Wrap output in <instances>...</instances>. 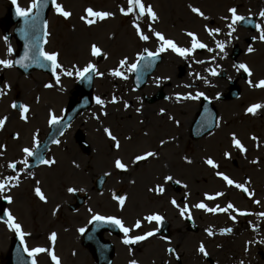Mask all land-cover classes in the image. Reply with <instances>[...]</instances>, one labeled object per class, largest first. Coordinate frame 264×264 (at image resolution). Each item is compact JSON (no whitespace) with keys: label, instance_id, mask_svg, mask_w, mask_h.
I'll return each instance as SVG.
<instances>
[{"label":"rangeland","instance_id":"obj_1","mask_svg":"<svg viewBox=\"0 0 264 264\" xmlns=\"http://www.w3.org/2000/svg\"><path fill=\"white\" fill-rule=\"evenodd\" d=\"M30 1L19 0V3L22 7L27 8ZM11 2L12 0H0V59L12 60L13 51L9 53L8 48L11 47L13 50L16 48L15 40L8 38L5 41L3 34L7 24V7ZM57 2L62 4L64 9L71 12L72 15L66 19L60 14L58 16L53 15L52 11L49 17V43L46 50L47 52H59V62L66 69H72L73 65L82 69L88 63H93L100 72L104 73L102 77L96 75L94 92L96 98L100 97L105 103L103 105L97 104L91 111L99 118L100 123H96L99 130L98 133L93 132L91 134L93 150L89 154L81 152L74 140V134L72 135L70 132L68 143L61 141L60 146L51 150V154L58 159L57 163L51 167L44 165L32 172L22 170L23 165L19 162L25 158L29 159L22 149L25 147L34 148V136L39 139L45 133L51 113L56 116L60 115L67 99V94L62 88L70 87L78 77L75 74L71 77L64 76L58 70L57 74L61 75V80L59 84H56L55 79L52 80L38 71L27 76L14 67L5 68L2 66L0 69V88H5L6 95L0 96V118L7 116L8 120L4 129L0 130V153H2L0 155V171L5 165L8 166L12 162H17L20 166L17 170L20 174V184L9 193L13 196L14 202L8 205V210H11L13 215L18 218L24 230L31 233L33 229L40 228L38 224L34 226L32 211H36V209L46 210L48 214L51 208V205L39 204L31 196L34 186L46 188L51 199L54 200L62 198L63 192L68 197L66 184L77 186L83 183V185H88L90 179L97 173L109 172L113 181L124 187L119 180L126 179L131 174L125 175L115 172V160L120 159L122 162L132 163L137 155L143 154L147 150L158 149L155 151L157 156L139 164L132 173L140 178L139 182H146L142 180V175H147L146 179L150 178L149 182H154L157 176L153 172L157 168L159 170L162 164L163 168L157 180L162 179L165 175H171L181 182V192L178 195L172 192V196L179 199L181 196L190 195L189 198H185L184 202L179 204L180 208L185 205L189 208L192 202L194 204L204 202L211 207L224 202H231L241 211L248 213L249 210L254 211L252 215L241 216L238 212L230 210L227 215L220 213L216 217L196 211L195 217L199 226L197 233L181 230L185 227L183 222L179 218L173 219L174 241L182 253L184 262L186 264H206L203 257L196 252L197 243L205 241L212 256L220 261V264H235V260L231 257L237 256L239 258L244 253L245 243L251 241L258 247L253 248L249 256L257 257L258 264H264V260L259 255L260 251H264V243H261V239L257 241L258 235L255 234L254 229L244 230L249 222L254 224V221H257L256 227H261L259 230L264 237V216L258 218L256 214L264 213V167H261L264 165V108L258 109L255 115L247 112V109L253 104H264V88L250 86L248 83L249 79L253 81V85L264 79V42L258 38L255 40L251 38L258 37V30L250 33L244 28L240 29L237 25L236 32L229 37L227 35L229 31L227 23L230 21L223 19V17H230L229 8L236 7L240 15H255L258 23L264 24V18L258 15L261 10H264V0H144L146 5L151 4L153 6L159 16V20L154 23L150 22L147 17L141 18L139 21L141 29L150 36L148 41L141 40L138 34H135L134 17L124 16L120 13L121 6L127 7V0H57ZM89 7L94 11L114 12L115 16L88 25L84 20H81V17L86 15L85 10ZM191 7L200 8L209 19H203L193 13ZM148 23H152V27L156 31L163 33L166 38L172 39L180 47H191L192 37H189L187 33L192 32L201 42L207 44L214 51L197 49L186 58L171 50L162 52L164 60L154 74V79H150L148 86L135 94V96L140 97L138 100L140 106L136 105L135 109L127 111L128 115L126 116L124 112L125 99L127 96L133 97L130 83L132 73L128 71V65L136 62L137 54L141 53L144 48L149 49V51H157L161 43L148 31L146 26ZM211 28H220L221 32L214 36L209 35L207 29ZM10 32H12V27ZM217 41L225 43L224 52L216 47ZM236 43L243 50L240 62L249 66L252 76L249 77L247 73L243 72L247 74V77L241 81L243 93L241 98L234 101V104H225V107L221 108L223 118L227 120L226 124L223 121L224 125L230 122H228L230 117L235 120L233 125L230 124L232 126L229 125L221 132L218 131L219 136L215 133L216 139L214 135L204 140L193 141L189 137V131L183 132L179 124L176 126L174 122L169 120L167 114L159 112L161 108L166 109L167 112H171V109L174 110L171 104L163 100L153 104L154 113H152L151 122H149L148 117L142 119L143 122H137L135 117H140L142 114L144 115V112L146 113V107L141 108V104L144 103L141 96L157 91L158 89L154 85L157 81L163 82L162 84L165 85L169 83V80L174 82L180 76L181 87L192 85L201 87L204 85V81H213L217 85L215 84V88L211 90L212 94L220 92L223 85H227V80L213 77L208 74L207 70L215 69L220 73V69L224 68L227 70L229 78L238 75L236 63L230 58L232 47ZM93 44L102 49V57L91 55ZM250 46L254 48L251 53L247 51ZM125 57L128 64L121 68L119 62ZM197 61H204V63H197ZM175 62L183 64L180 73ZM189 62L190 66H185ZM116 69L124 72L128 79L125 80L112 75L111 73ZM156 75L158 76L157 79ZM48 83H52L54 86L44 89L43 87ZM7 85L11 87L7 88ZM129 88L130 93L128 94ZM184 93L187 94L188 91L186 90ZM113 96L117 98V103L111 102ZM16 99L21 100L23 105L29 107L27 121L22 119V115L11 107ZM134 102L139 104L137 100ZM178 106L179 122L185 123L194 113L192 108L198 105L194 101L188 100V102ZM184 112H189V114L186 115ZM121 114L123 116L119 117ZM238 115L239 117H237ZM82 122L81 126L75 125L74 130L79 128L86 131L90 122L86 114L82 117ZM135 127H140L139 135L132 132ZM106 128H111L118 135L119 150H112L110 148L111 142L104 146ZM146 129L150 132L149 134L142 133ZM234 129L237 130V136L242 139V143L247 147V152H241L236 147L231 146L233 135L229 131ZM14 132L19 134V138H11V134ZM255 135L260 138L257 144L253 139ZM161 141L164 143L161 144ZM71 144L74 145L75 149L71 153H67L66 146L69 147ZM225 153H231V158H227ZM185 158L191 163H188ZM208 158H212L218 164L222 163L218 170L224 172L232 180L245 184L249 191L254 192L255 189L256 193L254 192L253 197L244 198L235 187L227 185L222 178L218 180L214 173L216 169L207 168L204 164ZM257 158L259 161L253 163ZM74 162L81 165V171L79 166L77 168L73 165ZM234 162L237 163V167L234 166ZM75 170L79 171L74 173ZM246 177L250 178L252 184L246 180ZM249 183L251 184L250 187ZM221 191H224L225 195L215 200H207L205 197L206 193L215 194ZM130 193L132 200L134 191H130ZM142 195H145L144 191ZM167 198L168 196L158 200L155 195L149 201L143 197L142 201L146 203L147 207L143 208L142 205L141 208L137 209L139 211L156 209L160 206L158 201L166 207L168 206ZM256 200H259L260 203H255ZM230 215H235L236 220H229L228 216ZM211 226L213 237L209 235L208 231L205 232V228ZM5 227L6 225L0 222V242L4 241L3 236L6 234L3 231H6L7 228ZM226 228H231L232 232L224 234L223 230ZM177 230L179 231L176 233ZM7 234L10 235L11 233ZM25 239L31 244V236ZM228 250L231 254L228 257H223ZM193 254L194 261L192 259ZM260 260L261 262H259Z\"/></svg>","mask_w":264,"mask_h":264},{"label":"snow or ice","instance_id":"obj_2","mask_svg":"<svg viewBox=\"0 0 264 264\" xmlns=\"http://www.w3.org/2000/svg\"><path fill=\"white\" fill-rule=\"evenodd\" d=\"M52 3L54 4L55 11L58 14H60L61 16H63L66 19L71 17L72 13L69 11H66L64 9L63 5L58 3L57 0H52ZM12 4L16 6L17 16L22 17L27 21V19L33 13V10L34 9L38 10V9L44 7L47 4V0H43V2H42V0H31V3L27 8L22 7L19 3V0H12ZM119 11L124 16L134 17L133 25L136 28L137 34L141 40L148 41L150 39V36L145 34L144 31L141 29V25H140L139 21L141 20V18H144V17H147V19L152 23L159 20V16H158L157 12L153 9V6L151 4L146 5L144 0H127V7L121 6ZM191 11L193 13L197 14L198 16L202 17L203 19H206V20L209 19V17L206 16L205 13L200 8L191 7ZM228 11L230 13V17H223V19L230 21L229 23H227V28L229 29L227 35L229 37H231L232 34L234 32H236V30H237L236 25L240 24L241 22L246 21L247 18L244 15H240L238 13V10L236 7L229 8ZM85 12H86V15L82 16L81 20H84L88 25H93L97 21H103V20H106L107 18L115 16L114 12H111V11H94L90 7L87 8L85 10ZM258 15H259V17L264 18V10H261ZM248 22H250V21H248ZM152 23H148L146 26L148 28V31L151 32L152 35L155 36L161 42L160 46H159L157 51H149V49L145 48L143 50V52L138 53L137 58H136V62L128 65V71H130V72H137L139 70L140 62L144 61L146 59V57L155 58V57H158L160 55V53L166 52L169 50H171L172 52H175L178 55H180L181 57H185V58L188 57L189 54L195 52L197 49H207L209 52L214 51V49L209 48L207 44L201 42L196 37V34L192 33V32L187 33V35L189 37H192L191 47H180L172 39H168L164 36L163 33L156 31L152 27ZM255 27L258 30L259 34H258V37H253V39L255 40L258 38L260 41L264 42V24L257 23L255 25ZM45 28H47V22H45ZM207 31L209 32V35L214 36V35L219 34L221 32V29L220 28H211V29H207ZM47 34L48 33L45 32V35H47ZM4 40L7 41L8 36H5ZM216 47L221 52H224L225 43L221 42V41H217ZM12 51H13V49L11 47H9L8 52L11 53ZM247 51L249 53H251L254 51V48L250 46V47H248ZM59 55H60L59 52H55V51L47 52V51H43L42 49L39 50V56L43 57V59L45 61L50 62L51 71H52V74L55 76V83L56 84H59L60 80H61V75L57 74L58 70H59V73H61L64 76L71 77L75 74L80 79H88V80H91V78H92L90 73H96L101 77L104 75V73L100 72L99 69L96 67V65L93 63H88L82 69L76 67L75 65H73L72 69H66L64 67V65L59 62ZM91 55L97 56V57L102 56L103 55L102 49L100 47H98L97 45L93 44L91 46ZM225 55H226V53H225ZM213 59H215V57H213ZM28 60H34V62L39 63L38 57H30L28 55V53L26 52L24 57L21 58L20 60L13 61V60H9V59H0V65L4 66L5 68H12L16 64H19L22 67H28V64L25 63V61H28ZM119 63H120V67L123 68L126 64H128V60L125 57V59L121 60ZM197 63H204V61H197ZM43 66L44 65L41 64V67H43ZM150 66L151 65L149 62V64H147L146 67H150ZM235 67H236L237 71L243 70V72L247 73L249 77L252 76V71L247 64L240 63L238 65H235ZM210 71H211L212 76L219 75V73L215 69H211ZM111 74L114 76L120 77L122 79H125V80L128 79V77L124 74V72L120 71L119 69L114 70ZM198 78H201V77H198ZM248 83L250 86H254L257 88H264V79L260 80L258 83L254 84V85H253V81L251 79H249ZM53 86L54 85L52 83L45 84L46 88H52ZM6 87L10 88L11 86L7 85ZM4 95H6L5 88H0V96H4ZM201 97H205V93L197 92L195 95H193L192 93H188V94L183 95V96L177 95L176 99H177V101H179V100H199ZM205 98L207 99V97H205ZM111 102L117 103L118 102L117 98L115 96H113ZM96 103L103 105L105 102L100 97H97ZM128 106L129 105L127 103H125V107H128ZM11 107L14 109H17V108L21 109L22 110V119L27 121V115H24V114L28 113V111H29L28 106L17 105V103L13 102ZM262 108H264V104H253L252 106H250L247 109V112L255 115L256 111L258 109H262ZM137 111H140V109H137ZM163 111L164 110L161 109V112H163ZM104 114L107 115V113H104ZM60 119L61 118L57 117L54 113H51L49 123L51 125L58 124V123H60ZM7 120H8L7 116L0 118V130L4 129ZM176 123L179 124V121H176ZM105 132L107 133L109 138L115 142V147L117 149H119L120 148V142L117 139V137L115 135H113L111 130H109L107 128L105 129ZM16 138H19L18 133L16 134ZM232 138H233V143L237 149H239L241 152H247V148L244 146V144L238 138H236L235 133H233ZM253 139H256V138L253 137ZM54 142L56 144L60 143L59 140H56ZM34 143L37 147L39 146V143H40L39 140L35 136H34ZM163 143H164V141H161V144H163ZM22 151L26 157H33L36 155L34 148L25 147L22 149ZM0 155H2V153H0ZM156 155H157V153L149 151V152L145 153L144 155L136 156L135 162L143 161V160L148 159L149 157H155ZM225 156L230 159L231 153H225ZM185 159L187 160V158H185ZM187 162L191 163L190 160H187ZM257 162L258 161H253V163H257ZM19 163L23 165L22 170H27L30 167L29 160L27 158L23 159ZM40 163L50 166V165L55 163V160L54 159H43V158H41ZM205 163L207 165L211 166L213 169H218L220 167V165L218 163H216L212 158H208L205 161ZM114 165H115V168L120 169V170H126L127 169V165L125 163H123L120 159H116L114 162ZM8 167L11 168L14 172H16V174L15 175H8V176H5L2 179H0V194L10 193L13 188L18 187L20 184V174H19V171H17V163L16 162L9 163ZM215 174L218 177H221L224 181H226L227 185L233 186L237 189L242 190L243 192L247 193L249 197H252L254 195L253 192L249 191V188L245 184L232 180L224 172L217 171ZM29 175H31V173H29ZM165 180L170 181V182H174L176 184L180 183L179 180H174L173 176H171V175L166 176ZM185 187H187V186L185 185ZM68 191L74 192V191H76V189L69 188ZM154 191L158 194H163L165 192V188L161 185H157L155 187ZM35 193L40 198V200L47 202V197L45 196V194L41 191V189L39 187L35 188ZM223 195H225V193H223V192H217L215 194H207L206 193L205 197L207 200H215L218 197H221ZM114 198L116 200H118L119 206L121 208H123L125 205L126 197L125 196H116ZM3 199H5L9 204H12L14 202L13 196L11 194L3 195ZM254 202L257 204L260 203L259 200H256ZM171 203L173 205L179 207V205L177 204V201L175 199H172ZM194 207L197 209H202V210L210 212V213H218V212L228 213L229 210H232L234 212H238L239 215H241V216L251 215V213L237 209L235 207V205H233L231 202H229L225 207H220V205H216L215 207H209L204 202L197 203L194 205ZM88 211L91 212L92 209H89ZM185 213H188L189 218H190V210L187 207V205L180 208V214L183 216V215H185ZM259 215L264 216V213H260ZM5 216H6V218H3L2 222L6 225V227L9 230L13 231L15 234H17L19 236L22 244L24 245V248H23L24 252H26L27 255L29 257H31V264H38L37 257L40 254L49 255L53 264H62L60 257L56 254V252L54 250L55 242L57 240V233L53 232V233H51V235L49 237V239L51 241V247L29 248L27 243L25 242V238L31 236V233L24 230L23 225L18 221V218L15 215H13L11 210H8L5 213ZM230 218L233 221L236 220L235 215H232ZM144 220H146L147 222L155 221L158 223H162L164 221V217L159 215V214H152V215H149L147 217H144ZM92 221H99V222L109 223V224H113V225L118 226L120 228V230L125 234V239L123 240V243L125 245L138 244L139 242L147 240L149 237L155 236L156 232L159 231V229L157 228L155 231H149L143 235L130 236L129 233L131 231H133V229H140L141 228L142 222L140 220H137L135 222V224L133 225V228H129V227H125L123 220L120 218H117L115 216H103V215H100L97 213V214H94L92 216ZM79 231L81 233H84L86 230L84 228H81V229H79ZM208 232H209V235L213 234L211 230H208ZM231 232H232L231 228H226L223 230L224 234L231 233ZM249 243H251V241ZM261 243H264V241H261ZM168 251L174 252V249L170 248V249H168ZM199 251L201 253H203L204 255H208L203 244L200 245ZM73 254H75V253H73ZM129 264H138V261L136 259H132L129 261ZM240 264H244V262L241 261Z\"/></svg>","mask_w":264,"mask_h":264},{"label":"flooded vegetation","instance_id":"obj_3","mask_svg":"<svg viewBox=\"0 0 264 264\" xmlns=\"http://www.w3.org/2000/svg\"><path fill=\"white\" fill-rule=\"evenodd\" d=\"M95 195L99 196L100 193ZM119 196V195H118ZM114 198V203L109 202L107 199H93L88 204V209L92 210H103L104 216H115L122 219L121 217V207L119 202ZM167 213L176 215L174 212V207L172 209L166 208ZM126 219V216H124ZM83 222V210H80L75 215H65L64 220L61 225L66 228L73 229L74 225L81 224ZM72 236L70 240H60L55 245V252L60 257L62 264H101L107 259L105 254L106 243L111 242L114 246V257L111 264H129V261L136 259L140 264H163L164 256H171L167 248V253L165 254L164 241L162 238H157L155 241L150 243L149 247L143 246H131L125 245L123 240L125 239V234L121 231L119 235L115 234L111 227L108 225L106 229L101 230L99 234L100 241L92 246H85L84 243V233H76L72 230ZM67 235V234H66ZM68 236V235H67ZM148 249V250H147ZM75 253V254H73ZM38 256V264H53L50 256L47 254H41ZM194 259V254L193 258ZM142 260V262H141Z\"/></svg>","mask_w":264,"mask_h":264},{"label":"water","instance_id":"obj_4","mask_svg":"<svg viewBox=\"0 0 264 264\" xmlns=\"http://www.w3.org/2000/svg\"><path fill=\"white\" fill-rule=\"evenodd\" d=\"M250 22H248V21H245V23H246V25H249V26H251V25H253V22H254V20H249ZM37 26V24H35L34 25V27H36ZM39 27H36V28H32L31 30H30V35L32 34V35H37V34H39ZM42 31V30H41ZM40 35H41V33H40ZM20 39L22 40V42H23V44L26 46V52L28 53V55H30V57H36L33 53H31L30 52V49L33 47V45L36 47V48H38V46L33 42V45L30 43V39H27L26 41L25 40H23V38H22V36H20ZM41 41H43V38L42 39H40ZM21 50H22V46H21ZM31 53V54H30ZM238 54V51H236L235 52V56ZM32 64H34L35 63V65L37 64L36 62H34V60H32ZM145 74V73H144ZM138 77L139 78H142L143 77V71H138ZM138 78V79H139ZM88 92H89V90L88 89H86ZM46 149V145H44L43 146V148L41 149V150H39V152L37 153L38 154V156L39 157H41L42 155V152L44 151ZM37 155H35L34 157H36V163L38 164V163H40V158L38 157Z\"/></svg>","mask_w":264,"mask_h":264},{"label":"bare ground","instance_id":"obj_5","mask_svg":"<svg viewBox=\"0 0 264 264\" xmlns=\"http://www.w3.org/2000/svg\"><path fill=\"white\" fill-rule=\"evenodd\" d=\"M135 31V34H137V31H136V29L134 30ZM185 125H186V123H185ZM242 163V162H241ZM234 164H236L235 162H234ZM234 166H237V165H234Z\"/></svg>","mask_w":264,"mask_h":264}]
</instances>
